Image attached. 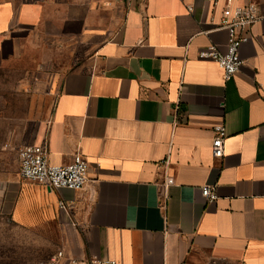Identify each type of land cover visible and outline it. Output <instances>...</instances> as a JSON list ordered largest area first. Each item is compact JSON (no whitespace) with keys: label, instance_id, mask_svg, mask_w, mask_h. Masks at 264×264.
<instances>
[{"label":"crops","instance_id":"1","mask_svg":"<svg viewBox=\"0 0 264 264\" xmlns=\"http://www.w3.org/2000/svg\"><path fill=\"white\" fill-rule=\"evenodd\" d=\"M233 3L257 5L261 19L226 79L200 52L226 51L212 20L227 0H0L1 68L36 35L77 54L52 97L0 90V217L53 234L74 261L264 264V0ZM43 141L54 165L79 151L89 160L84 190L22 179L20 147Z\"/></svg>","mask_w":264,"mask_h":264},{"label":"built area","instance_id":"2","mask_svg":"<svg viewBox=\"0 0 264 264\" xmlns=\"http://www.w3.org/2000/svg\"><path fill=\"white\" fill-rule=\"evenodd\" d=\"M234 0H227V6L223 9L219 22L212 20L215 29L227 31V49L221 51L215 44L210 45L200 52L201 58L212 59L218 63L224 72V77L230 79L238 73L244 60L241 55L242 46L252 38V27L261 19L257 5L253 3L235 5ZM227 140V129L223 124L214 127L212 143L213 155L223 159ZM20 174L22 179L39 183L46 189L67 188L75 191L84 190L89 182V160L79 151L72 160L64 165H54L49 160V146L47 141L40 144L23 145L19 149ZM174 183L169 177L162 184L160 198H167V189ZM202 193L207 201L217 199L216 189L212 186H204ZM164 208V202L160 203ZM63 209H71L72 206L64 201L60 202ZM104 261L92 258L84 261L68 259L63 250H59L51 258L38 264H103Z\"/></svg>","mask_w":264,"mask_h":264},{"label":"rangeland","instance_id":"3","mask_svg":"<svg viewBox=\"0 0 264 264\" xmlns=\"http://www.w3.org/2000/svg\"><path fill=\"white\" fill-rule=\"evenodd\" d=\"M51 47L57 51V56L48 59L45 55ZM76 55L70 42L60 44L46 35H36L26 41L15 60L5 67L0 66V90L17 86L26 93L52 97L63 75L75 64ZM54 240L51 233L24 231L0 217V264L44 262L56 252Z\"/></svg>","mask_w":264,"mask_h":264}]
</instances>
